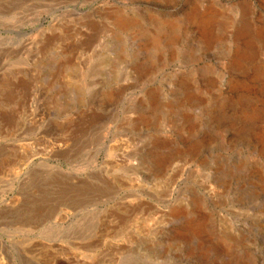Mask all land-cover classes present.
I'll use <instances>...</instances> for the list:
<instances>
[{"label": "rangeland", "instance_id": "rangeland-1", "mask_svg": "<svg viewBox=\"0 0 264 264\" xmlns=\"http://www.w3.org/2000/svg\"><path fill=\"white\" fill-rule=\"evenodd\" d=\"M0 264H264V0H0Z\"/></svg>", "mask_w": 264, "mask_h": 264}, {"label": "water", "instance_id": "water-1", "mask_svg": "<svg viewBox=\"0 0 264 264\" xmlns=\"http://www.w3.org/2000/svg\"><path fill=\"white\" fill-rule=\"evenodd\" d=\"M90 8H92V7H90ZM92 9H93V8H92ZM45 22H46V20L43 21V23H45Z\"/></svg>", "mask_w": 264, "mask_h": 264}, {"label": "bare ground", "instance_id": "bare-ground-1", "mask_svg": "<svg viewBox=\"0 0 264 264\" xmlns=\"http://www.w3.org/2000/svg\"><path fill=\"white\" fill-rule=\"evenodd\" d=\"M172 40H173V39H172ZM196 231L198 232V229H197ZM196 231H195V232H196Z\"/></svg>", "mask_w": 264, "mask_h": 264}]
</instances>
